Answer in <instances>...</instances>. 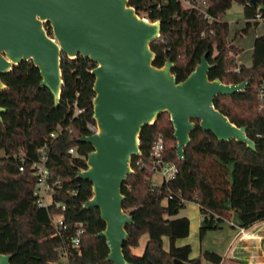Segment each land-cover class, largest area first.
I'll return each mask as SVG.
<instances>
[{
  "label": "trees",
  "instance_id": "16d2710c",
  "mask_svg": "<svg viewBox=\"0 0 264 264\" xmlns=\"http://www.w3.org/2000/svg\"><path fill=\"white\" fill-rule=\"evenodd\" d=\"M191 1L196 8L183 0H128V4L138 16L160 21L159 37L149 43L155 67L169 59L171 73L182 81L207 52L206 61L212 65L208 78L222 83L247 80L241 92L218 95L213 104L231 123L246 126L255 150L233 140L217 142L194 119L184 156L177 158L169 114L162 112L153 123L145 124L139 134V154L131 157L132 171L120 188L125 197L121 208L132 218L125 227L122 253L132 264H173L174 259L181 264L222 262L223 257L215 252L201 251L191 258L189 244L175 245L189 232L188 218L176 217L185 202L199 206L200 239L207 231L221 228L229 209L236 212L241 228L264 219V111L257 101V88L264 80V33L255 36L252 63L246 67L235 60L241 48L227 41L229 29L223 20L233 2L241 4L245 22L235 36L244 35L259 22L255 14L264 19V0ZM44 29L53 36L48 22ZM60 66L63 84L57 105L49 90L40 86L39 70L32 61L16 63L0 75L6 86L0 90V106L5 109L0 115V254H8L10 264H111L106 261V242L95 237L105 227L98 209L82 207L92 197L91 183L76 178L86 168V155L92 150L77 139L88 134L86 124L94 122L91 70L95 65L88 58H69L63 53ZM74 103L80 110L76 115ZM52 131L56 136L49 138ZM157 135L163 138V157L176 165V173L154 185L150 156ZM43 143L54 153L46 166L49 179L58 182L52 195L59 207L35 203L30 164ZM70 147L74 155L68 154ZM55 214L61 215L58 228L52 223ZM77 230L81 231L80 244L75 249L69 241ZM142 234L147 235L142 252L132 253ZM164 236L167 249L163 248Z\"/></svg>",
  "mask_w": 264,
  "mask_h": 264
},
{
  "label": "water",
  "instance_id": "95a60500",
  "mask_svg": "<svg viewBox=\"0 0 264 264\" xmlns=\"http://www.w3.org/2000/svg\"><path fill=\"white\" fill-rule=\"evenodd\" d=\"M46 22L52 37L44 29ZM159 27V20L138 16L128 0H0V75L16 63L32 61L40 86L49 90L57 105L63 84L61 55H80L95 65L92 117L98 131L77 139L92 150L76 178L91 183L92 197L82 207L98 209L105 227L95 237L106 242V261L111 264H132L122 253L125 227L132 218L121 208L125 197L120 188L132 171L131 157L139 154L145 124L162 112L169 114L177 158L184 156L194 119L217 142L233 140L255 150L246 126L234 125L213 104L218 95L241 92L247 80L222 83L208 78L212 65L205 52L185 79L177 81L169 59L160 68L152 63L149 43L159 37ZM5 87L0 79V90ZM4 110L0 106V115ZM9 257L0 254V264H10ZM173 264L181 262L174 259Z\"/></svg>",
  "mask_w": 264,
  "mask_h": 264
},
{
  "label": "rangeland",
  "instance_id": "374dc122",
  "mask_svg": "<svg viewBox=\"0 0 264 264\" xmlns=\"http://www.w3.org/2000/svg\"><path fill=\"white\" fill-rule=\"evenodd\" d=\"M223 20L228 24V36L227 38L231 40L237 31L244 26V18L242 13V5L233 2L228 9L224 11ZM264 33V19L260 20L255 26L251 25L248 32L244 35H239L235 39V44L242 48V53L239 55L240 57L236 59L237 61L241 62H248L247 60L250 58V50L249 46L253 38L258 35ZM230 168V164L228 165ZM151 181L152 183H160L161 178L160 175L157 173L151 174ZM186 212L190 215V223L193 225V220H191V215L196 216L199 214V207L195 206L193 203L185 204ZM236 213V212H235ZM233 224L235 227L229 225V223L225 222L222 223V229L207 231L202 239L198 238V225H195V232L194 226L191 225L189 229L191 233L189 234V241L192 244L194 251H197L201 248V250L205 249L210 252L219 251L217 253H223L224 248L226 247L227 243L229 242V237L232 236L234 233L238 232L241 228L240 221L234 217L232 218ZM246 229L245 232L251 233V237H241L240 235L237 237V240L240 241V246H237L235 256L239 258L240 261L245 262L247 261V257H252L253 263H260L264 264V219L252 224L250 227L244 228ZM147 235L143 234L139 238V245L133 249L135 254H140L144 248L146 243ZM166 241V239H165ZM166 246V242H165ZM215 249V250H214ZM234 255V254H233ZM233 260V262H232ZM235 259H231L224 264H236ZM241 263V262H240ZM207 264V263H206Z\"/></svg>",
  "mask_w": 264,
  "mask_h": 264
},
{
  "label": "built area",
  "instance_id": "2783aa9c",
  "mask_svg": "<svg viewBox=\"0 0 264 264\" xmlns=\"http://www.w3.org/2000/svg\"><path fill=\"white\" fill-rule=\"evenodd\" d=\"M189 7H195L196 3L189 0H183ZM256 20H262L260 15L255 14ZM238 70V68L236 69ZM257 101L258 108L264 111V80L261 81L257 88ZM80 110L76 107V104H73V114L76 115ZM86 129H88L89 134H96L98 129L95 121L93 123H87ZM56 132L52 131L49 133V138H54ZM164 143L161 135H157L152 146L150 159L152 160L151 170L152 173H157L160 175L161 182L167 181L175 177L176 165L163 157ZM68 154L74 155L75 150L73 147L68 148ZM54 156V153L49 150V147L46 143H43L37 149L36 158L30 164V173L31 176L35 179V187L33 190V195L35 196V203L38 207H47L48 205L54 204L55 207H59V203L53 200V190L54 186L58 183L49 179V171L46 166V161ZM19 170H23V166L20 165ZM160 182V183H161ZM158 183V184H160ZM158 185L157 183H153ZM63 209V206H60ZM52 223L55 227H60L62 224L61 215L55 214L52 216ZM81 231L77 230L76 234L70 238V244L73 248L78 249L79 247V235ZM239 235L243 238L251 237V233L245 232V230L240 229ZM64 264V263H63Z\"/></svg>",
  "mask_w": 264,
  "mask_h": 264
},
{
  "label": "crops",
  "instance_id": "0c3cea01",
  "mask_svg": "<svg viewBox=\"0 0 264 264\" xmlns=\"http://www.w3.org/2000/svg\"><path fill=\"white\" fill-rule=\"evenodd\" d=\"M258 35H260V34H258ZM258 35H256V36H258ZM228 36V35H227ZM237 37L236 36H234L231 40H229L228 38H227V41H231L232 43H233V45H235L237 48H240V47H238L236 44H235V39H236ZM255 38V37H254ZM254 38H253V40H254ZM253 40L251 41V43H250V46H249V50H250V58L247 60L248 62H246V63H244V62H241V61H237L236 59H238L240 56V54L242 53L241 51H242V48H241V51L239 52V54L236 56V58H235V60L237 61V63L238 64H243L244 66H246V67H249L250 65H251V63H252V61H251V54H252V49H253ZM230 166H231V163H230ZM158 184V183H157ZM188 203H192V202H185L184 203V206H183V208L180 210V212L176 215V217H180V216H186L187 218H188V221H189V223H190V220H189V218H190V215H189V213L188 212H186V207H185V204H188ZM195 206H198V204L197 203H193ZM199 207V206H198ZM227 214L229 215L228 216V220H225L224 221V223L225 222H227V223H229V225L230 226H232V227H235L234 226V224H233V219L232 218H234V217H236L237 219H238V216H237V214L233 211V210H231V209H229L228 210V212H227ZM191 220H193V225L190 223V225H189V227H191V225L192 226H194V231L193 232H195V225H196V223H197V225L199 226V220H200V212H199V214H197L196 216H194V215H191ZM239 220V219H238ZM222 229V225H221V228H220V230ZM240 229H243V230H246V229H244V228H240ZM240 229H239V231H240ZM218 230V229H217ZM239 231L238 232H236V233H234L232 236H230L229 238V242L227 243V245H226V247L224 248V250H223V253H217V252H219V251H213V252H215V253H217V254H219V255H221L222 257H223V260H222V262L220 263V264H224L225 262H227V261H229V260H231V259H235L236 261H239V262H241L242 264H245V263H247V264H256V263H253V261H252V257H247V261H245V262H242V261H240L239 260V258L237 257V256H235V254H237L236 252H233L234 250H236L237 248V246H240V241L239 240H237V237L239 236ZM191 233V230L189 229V232H188V235L186 236V237H183V238H180V239H178V240H176L175 241V245L176 246H181L182 244H189L190 245V248H191V250H190V253H189V255H190V257L191 258H193V257H197V255L201 252V251H208V250H205V249H203V250H201V248L200 249H198L197 251H194V249H193V247H192V244L190 243V241H189V239H188V237H189V234ZM143 235V234H142ZM141 235V236H142ZM239 238V237H238ZM165 239H166V241H165ZM139 240V239H138ZM162 240H163V248L164 249H167L168 248V244H169V242H168V239L164 236L163 238H162ZM140 241V240H139ZM165 242H166V246H165ZM139 245V244H138ZM137 245V246H138ZM137 246H135V247H137ZM135 247H132V249H131V251H132V253H134V251H133V249L135 248ZM215 250V249H214ZM234 254V255H233ZM232 262H233V260H232ZM237 263V262H236ZM257 264H260V263H257Z\"/></svg>",
  "mask_w": 264,
  "mask_h": 264
}]
</instances>
